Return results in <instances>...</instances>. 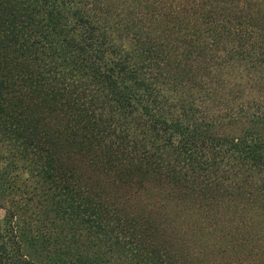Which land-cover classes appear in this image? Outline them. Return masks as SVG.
Instances as JSON below:
<instances>
[{
  "label": "trees",
  "instance_id": "1",
  "mask_svg": "<svg viewBox=\"0 0 264 264\" xmlns=\"http://www.w3.org/2000/svg\"><path fill=\"white\" fill-rule=\"evenodd\" d=\"M0 264H264V0H0Z\"/></svg>",
  "mask_w": 264,
  "mask_h": 264
},
{
  "label": "rangeland",
  "instance_id": "2",
  "mask_svg": "<svg viewBox=\"0 0 264 264\" xmlns=\"http://www.w3.org/2000/svg\"><path fill=\"white\" fill-rule=\"evenodd\" d=\"M3 214H4V211L2 208H0V218L3 216Z\"/></svg>",
  "mask_w": 264,
  "mask_h": 264
}]
</instances>
